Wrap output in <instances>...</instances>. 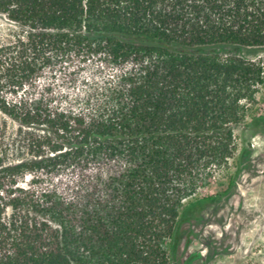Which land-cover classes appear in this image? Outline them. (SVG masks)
<instances>
[{"label":"trees","instance_id":"obj_1","mask_svg":"<svg viewBox=\"0 0 264 264\" xmlns=\"http://www.w3.org/2000/svg\"><path fill=\"white\" fill-rule=\"evenodd\" d=\"M0 14L16 27L0 114L17 154L0 157V264H172L182 203L234 156L264 83L242 55L264 48V0H0ZM73 56L121 69L95 98L53 106L35 85ZM43 168L75 179L20 185Z\"/></svg>","mask_w":264,"mask_h":264},{"label":"rangeland","instance_id":"obj_2","mask_svg":"<svg viewBox=\"0 0 264 264\" xmlns=\"http://www.w3.org/2000/svg\"><path fill=\"white\" fill-rule=\"evenodd\" d=\"M15 31V25L0 14V44L10 41ZM242 55L264 66V48L247 49ZM120 69L102 56L68 57L43 69L35 93L53 106H76L95 98ZM14 133L15 126L0 114V157L5 155L8 162L17 157ZM234 136L237 150L226 167L180 207L176 238L163 243L172 264H264V83ZM243 144L249 153L241 151ZM231 177L234 184L228 186ZM32 178L39 182L37 189L62 191L75 176L43 168L26 174L20 185ZM206 196L214 198L203 201Z\"/></svg>","mask_w":264,"mask_h":264}]
</instances>
